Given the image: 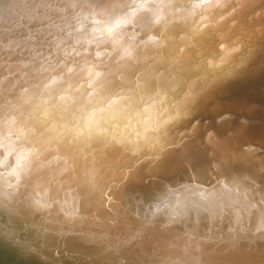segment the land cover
Masks as SVG:
<instances>
[{"label": "bare ground", "instance_id": "6f19581e", "mask_svg": "<svg viewBox=\"0 0 264 264\" xmlns=\"http://www.w3.org/2000/svg\"><path fill=\"white\" fill-rule=\"evenodd\" d=\"M0 197L75 243L264 264V0H0Z\"/></svg>", "mask_w": 264, "mask_h": 264}, {"label": "water", "instance_id": "95a60500", "mask_svg": "<svg viewBox=\"0 0 264 264\" xmlns=\"http://www.w3.org/2000/svg\"><path fill=\"white\" fill-rule=\"evenodd\" d=\"M9 199L7 201L14 202L13 198ZM51 202L52 200L43 202L45 204L41 206L44 209L29 213L31 216H19L15 209H11V203H6L5 198L0 197V264H187L183 260L171 259L169 254L156 252L150 245L137 247V252L133 247L126 249L115 242L102 241L96 236L90 237L91 240H87L89 237H82L89 241L87 244L81 243L82 239L79 240L80 243H75L66 234L67 227H71L53 220L51 209H47ZM45 209L48 211H44ZM63 211H66L65 206ZM44 212H47V217ZM69 214L64 215L76 218ZM80 215L83 217L85 214L81 211ZM74 220L77 222L78 219ZM130 239L137 240V244L133 242L135 247L140 239L150 242L136 233H132Z\"/></svg>", "mask_w": 264, "mask_h": 264}]
</instances>
